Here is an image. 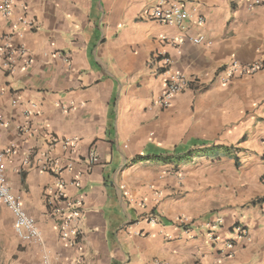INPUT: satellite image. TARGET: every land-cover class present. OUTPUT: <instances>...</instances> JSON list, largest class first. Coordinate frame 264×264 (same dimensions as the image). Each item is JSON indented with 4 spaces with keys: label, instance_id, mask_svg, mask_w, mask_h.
<instances>
[{
    "label": "crops",
    "instance_id": "0c3cea01",
    "mask_svg": "<svg viewBox=\"0 0 264 264\" xmlns=\"http://www.w3.org/2000/svg\"><path fill=\"white\" fill-rule=\"evenodd\" d=\"M153 4L15 0L10 16L0 14V54L25 49L31 60L18 55L14 72L0 61V151L45 240L21 242L0 205V264H40L46 250L91 264H264V70L229 84L217 76L232 60L264 61V5L184 0L205 23L183 32L142 17ZM199 34L213 45L164 40ZM159 53L173 71L207 73L169 109L157 104L167 80L150 64ZM73 139L75 151L64 145ZM92 150L100 163L88 171ZM46 159L56 170H41ZM60 181L67 198H84L85 239L68 247L51 207ZM148 213L158 224L142 220ZM238 225L248 236L227 249Z\"/></svg>",
    "mask_w": 264,
    "mask_h": 264
},
{
    "label": "built area",
    "instance_id": "2783aa9c",
    "mask_svg": "<svg viewBox=\"0 0 264 264\" xmlns=\"http://www.w3.org/2000/svg\"><path fill=\"white\" fill-rule=\"evenodd\" d=\"M184 0H154V4L146 11V15L142 17L154 20L160 23H164L170 26H177L183 32L188 31V23H196L203 25L205 23L204 18H195L183 5ZM238 4H246L248 8L254 9L255 7L264 5V0H235ZM15 5V0H0V14L3 16H10ZM168 43L182 46L186 41L191 42L196 46H212L213 42L207 40V38L199 34L197 36H188L178 40H168L164 38ZM18 55L26 57L24 62L25 66H28L31 60L28 57V52L25 49H20L18 52L6 49V51L0 54V61L2 68L7 72H14L17 69ZM157 61H161L162 65L159 66ZM68 62V59L66 60ZM154 69L163 71L167 80L157 98V104L163 109H169L173 106L174 100L180 94L186 92L192 86L203 87L205 86V80L207 79V73L201 74H189V69L186 71H173V61L171 57L166 53H159L151 63ZM264 70V61L256 60L254 62L244 64L238 60H232L224 65L217 73V76L221 79L223 84H229L234 80L244 77L254 76ZM64 145L75 151L78 142L76 140H68L64 142ZM8 152L0 151V205L5 206L14 218L13 229L16 237L24 243L45 246L44 235L39 228L35 219L30 217L26 212L21 198L14 195L11 191L9 182L6 177V154ZM100 163L98 154L95 150L90 152L88 160V171H91L94 166ZM41 170L44 172L56 170V162L52 159H46L41 163ZM71 167V166H70ZM57 172V171H56ZM60 172V170H58ZM77 189L82 187L81 183L76 181L73 183ZM58 194L56 199L52 200V211L56 215L63 217L60 225V234L58 242L63 247H68L77 243H83L84 231H83V196L70 199L65 193V183L60 181ZM131 197V201L135 202V198ZM63 203L65 207H60L59 204ZM137 203V202H136ZM260 206L262 209V217L264 218V199L261 200ZM145 201L140 202V206L143 207ZM142 220L149 224H158L159 218L153 213L144 214ZM183 220H180L182 222ZM222 222V221H221ZM211 226H209L210 228ZM234 237L228 241L225 245L227 249L234 247V241L244 239L248 236V230L242 225H238L234 228ZM210 238L212 241H217L214 229L210 232ZM225 248V250H226ZM40 264H91L83 255H79L71 261H62L58 255L53 254L50 251H45L42 255ZM154 264H167L165 262L155 261Z\"/></svg>",
    "mask_w": 264,
    "mask_h": 264
},
{
    "label": "trees",
    "instance_id": "16d2710c",
    "mask_svg": "<svg viewBox=\"0 0 264 264\" xmlns=\"http://www.w3.org/2000/svg\"><path fill=\"white\" fill-rule=\"evenodd\" d=\"M192 156H193V154H192V152H190L189 155L185 156V158H178V159H179V161L187 160V159L192 158Z\"/></svg>",
    "mask_w": 264,
    "mask_h": 264
}]
</instances>
